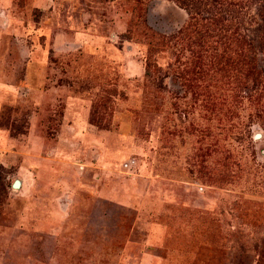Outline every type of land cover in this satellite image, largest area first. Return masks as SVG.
Segmentation results:
<instances>
[{"label": "rangeland", "instance_id": "obj_1", "mask_svg": "<svg viewBox=\"0 0 264 264\" xmlns=\"http://www.w3.org/2000/svg\"><path fill=\"white\" fill-rule=\"evenodd\" d=\"M183 1L0 0V264H264V88L173 39L223 14L262 67L264 0Z\"/></svg>", "mask_w": 264, "mask_h": 264}, {"label": "trees", "instance_id": "obj_2", "mask_svg": "<svg viewBox=\"0 0 264 264\" xmlns=\"http://www.w3.org/2000/svg\"><path fill=\"white\" fill-rule=\"evenodd\" d=\"M216 1L226 4L235 0ZM181 2L184 5V1L181 0ZM173 39L182 49L190 52L191 66L189 68L193 66L190 69L191 73H195V69L206 66L209 62L210 66H215L220 70L226 69V71L231 70L235 74L240 73L243 78L240 83L244 86V93L247 97L251 96L253 92L257 94L258 87L264 88V66L259 65L258 53L252 42L223 14L212 16L190 14L186 24ZM159 40L163 46L171 44L170 39L160 37ZM259 47L264 64V32ZM160 72L155 65L145 64L146 77ZM189 79L183 76V84L192 89ZM261 96L262 94H258L259 98Z\"/></svg>", "mask_w": 264, "mask_h": 264}, {"label": "water", "instance_id": "obj_3", "mask_svg": "<svg viewBox=\"0 0 264 264\" xmlns=\"http://www.w3.org/2000/svg\"><path fill=\"white\" fill-rule=\"evenodd\" d=\"M255 137H256V138H259V135L257 134ZM20 186H21V182H20L19 180H15V181L13 182V184H12V188H13V189H19Z\"/></svg>", "mask_w": 264, "mask_h": 264}]
</instances>
